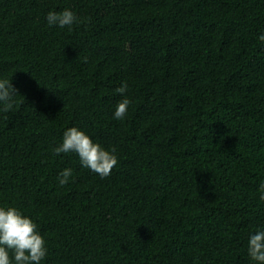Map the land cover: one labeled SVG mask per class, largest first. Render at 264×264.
Instances as JSON below:
<instances>
[{
  "label": "trees",
  "instance_id": "obj_1",
  "mask_svg": "<svg viewBox=\"0 0 264 264\" xmlns=\"http://www.w3.org/2000/svg\"><path fill=\"white\" fill-rule=\"evenodd\" d=\"M65 9L71 30L47 24ZM261 35L264 0H0V207L37 225L41 264H255ZM71 127L116 149L109 177L53 154Z\"/></svg>",
  "mask_w": 264,
  "mask_h": 264
},
{
  "label": "clouds",
  "instance_id": "obj_2",
  "mask_svg": "<svg viewBox=\"0 0 264 264\" xmlns=\"http://www.w3.org/2000/svg\"><path fill=\"white\" fill-rule=\"evenodd\" d=\"M46 20L49 26L68 27L70 30L78 22L77 17L67 9L59 13L49 12ZM259 39L264 41V35ZM115 91L124 96L128 91L127 84H122ZM15 93L16 89L10 81L0 79V112L8 113L13 109ZM130 103L131 101L125 96L117 104L113 118L123 120ZM3 118L7 119V116ZM52 151L57 156L61 153H76L81 166L97 174L101 179L109 177L118 164L114 147L110 151L104 150L76 127L66 130L63 133L62 143ZM71 176V169L66 168L60 172L58 176L60 185H66ZM258 191L260 200L264 201V181L259 185ZM247 251L249 258L255 264H264V230H258L250 235ZM46 255L45 240L37 231V225L15 207L7 209L0 207V264H41Z\"/></svg>",
  "mask_w": 264,
  "mask_h": 264
}]
</instances>
